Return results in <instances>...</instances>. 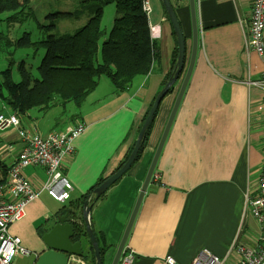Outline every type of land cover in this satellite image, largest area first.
<instances>
[{
  "label": "crops",
  "instance_id": "1",
  "mask_svg": "<svg viewBox=\"0 0 264 264\" xmlns=\"http://www.w3.org/2000/svg\"><path fill=\"white\" fill-rule=\"evenodd\" d=\"M151 2L150 33L160 52V62L151 74L135 79L121 94H115L100 78L79 108L72 103L61 106L58 120L51 116L55 108L19 115L22 128H35L44 137L77 121L86 128L74 140V153L64 170L73 187L70 200L61 204L42 193L27 206L25 217L10 226L9 232L29 253L16 255L12 264H35L36 256L45 250L38 231L48 232L56 218L68 210L70 201L85 194L100 176L111 175L135 142L136 130L170 71L175 48L161 1ZM170 2L186 40L185 67L160 104L140 159L89 212V221L92 215V226L108 247L103 264H111L114 258L188 65L189 2ZM251 3L195 0L196 58L155 166L153 174L158 178L151 179L126 240L124 248L138 254L133 264H164L162 259L167 256L175 264H188L202 250L224 264H238V247L251 246L261 233L245 199L254 191L264 155V91L247 83L258 81L264 70V57L259 58L248 46ZM2 107L4 113H13ZM48 120H55L52 128L42 131L40 122ZM17 140L13 130L0 132L4 166L12 162L13 154L3 153V148L12 145L15 153ZM23 175L35 187L45 180L38 167L26 169ZM76 222L82 223L78 218ZM80 243L82 250L87 249Z\"/></svg>",
  "mask_w": 264,
  "mask_h": 264
},
{
  "label": "trees",
  "instance_id": "2",
  "mask_svg": "<svg viewBox=\"0 0 264 264\" xmlns=\"http://www.w3.org/2000/svg\"><path fill=\"white\" fill-rule=\"evenodd\" d=\"M32 1L0 0V23L5 20L26 21L30 14H25V11ZM143 1L82 0L81 10H78L77 13L85 11L88 19L82 27L72 34L53 33V24L46 27L48 35L42 41L31 42L29 34H23V37L14 43L15 47L21 49L33 47L36 50L44 51L43 58L36 69L39 79H33L31 71L23 64L18 65L20 76L18 83L12 80L10 68L1 71L0 102L2 105L9 108L11 112L19 114H25L32 109H41L43 111L51 109L56 99L59 100L62 107L72 103L76 108H79L87 97L95 91L99 79L102 77H106L109 80L115 94L127 92L132 87L135 79H141L151 74L153 67L160 62L158 44L151 38L150 33L149 20L151 15L148 18L144 13ZM108 5L114 6L115 18L107 39L99 47L98 43L102 36L101 21L104 8ZM162 9L168 20L163 6ZM5 13L11 14L9 18H2ZM21 16H23V19H18ZM172 37L175 48L172 53L170 71L163 77L156 95L145 112L141 125L156 96L165 87L175 69L177 43L173 31ZM171 92L170 90L168 94ZM157 114L158 110L146 130L135 163L140 159L147 145ZM141 125L136 130V136ZM133 145L134 143L129 147L116 170L127 160ZM104 180L105 177L100 176L85 194L68 203V210L71 213L70 219L77 220L78 218L82 221V211L85 203L93 212L97 204L104 200L106 193L98 199L93 196L95 189ZM90 227L94 233L100 257L103 260L108 247L104 245L102 236L94 230L92 215ZM73 229L75 241H82L87 246L83 256L84 262L86 264H95L86 231L74 224ZM38 234L42 236L43 231H38Z\"/></svg>",
  "mask_w": 264,
  "mask_h": 264
},
{
  "label": "built area",
  "instance_id": "3",
  "mask_svg": "<svg viewBox=\"0 0 264 264\" xmlns=\"http://www.w3.org/2000/svg\"><path fill=\"white\" fill-rule=\"evenodd\" d=\"M143 11L150 17L152 8L148 0L143 1ZM248 46L258 55L264 57V0H252L250 20L248 24ZM155 41V40H154ZM264 90V70L258 81L250 83ZM19 113H0V132L13 130L18 138L19 149L13 153V146L7 144L3 153L13 154L12 162L3 165L0 155V264H12L18 254L29 252L21 245L19 239L13 237L10 226L21 221L26 215L27 206L37 200L42 193L58 203L64 204L71 198L73 187L65 176L66 162L74 153L73 142L85 130L83 122L77 121L58 133L41 136L35 128H22ZM41 168L45 180L38 187L31 185L24 177L23 171L28 168ZM153 174L151 179H157ZM254 191L245 195L246 203L251 207V216L260 228V235L251 246H240L238 264H264V155L258 176L254 182ZM252 195V196H251ZM80 228L84 224H77ZM138 254L124 248L118 264H133ZM164 264H175L167 256ZM188 264H224V261L202 250Z\"/></svg>",
  "mask_w": 264,
  "mask_h": 264
},
{
  "label": "water",
  "instance_id": "4",
  "mask_svg": "<svg viewBox=\"0 0 264 264\" xmlns=\"http://www.w3.org/2000/svg\"><path fill=\"white\" fill-rule=\"evenodd\" d=\"M161 4L164 8V11L168 17L169 23L171 25L173 34L176 38L177 43V59L175 63V69L172 73V76L169 78L165 87L158 93L156 96L149 112L143 121L136 140L134 142L131 153L129 154L127 160L123 163V165L115 170L111 175H109L105 180L95 189L93 196L95 199H98L102 195H104L118 180H120L133 166L136 161L138 152L141 147V143L145 137V133L151 122L153 121V117L156 111L159 109L160 104L164 100L165 96L168 92L173 88V85L179 80L180 76L183 73L186 56H187V46L186 40L183 35L182 28L178 21V18L175 14V11L171 5L170 0H160ZM189 2V11H190V21H191V49L190 56L188 60V65L185 68V73L183 79L181 81L178 93L176 95L173 107L168 116L166 124L164 126L163 132L160 136L159 142L149 164L147 173L142 182V185L139 189V193L130 214L129 220L121 237V240L116 248V252L111 264H118V261L122 255L124 250L126 240L128 234L130 232L132 223L138 211V207L141 203V200L146 192L148 185L150 184V180L155 170V166L164 145L166 136L169 132V129L172 125L173 119L175 117L176 111L179 107L180 101L186 89L190 74L192 72V68L194 65V61L196 58L197 52V43H198V24L196 20V10H195V0H188ZM89 212L90 207L85 203L82 211V223L84 224V229L88 236V241L90 243L93 257L95 260V264H103V260L100 257L99 248L94 236V233L90 227L89 221ZM71 213L70 210H66L63 216H59L56 218L52 228L48 232H44L41 236L42 242L45 245V250L39 253L36 256L35 264H83L84 263V253L81 249V243L79 241H75V232L73 229V224L76 225V220L69 219ZM74 241V242H73ZM105 257V256H104Z\"/></svg>",
  "mask_w": 264,
  "mask_h": 264
},
{
  "label": "rangeland",
  "instance_id": "5",
  "mask_svg": "<svg viewBox=\"0 0 264 264\" xmlns=\"http://www.w3.org/2000/svg\"><path fill=\"white\" fill-rule=\"evenodd\" d=\"M148 1L150 6H152L151 0ZM81 2L82 0H33L25 11V14H30L26 21L17 22L15 20H5L0 23V72L10 68L12 80L18 83L20 81L18 65L20 62H24L25 67L31 71L32 78L39 79L36 69L43 58L44 51L40 49L36 50L33 47L25 49L17 48L14 43L22 38L25 33L29 34L31 42L44 40L48 35L46 27L51 24L54 26L53 33L72 34L82 27L88 19V15L85 11L77 13L78 10H81ZM10 15L9 13L3 14V19L9 18ZM22 17L23 16L18 17V19ZM114 18V6H106L101 21L102 36L98 43L99 47H101L102 43L107 39ZM102 80L110 88L111 84L109 80L106 77H102ZM254 82L256 81L250 80L247 83L250 85V83ZM102 91L100 93H102ZM2 106L4 105L0 102V113L6 114ZM52 108L55 109L53 110L54 114L51 116H55L58 120L60 118L58 113L61 111V105L58 99L54 101ZM54 121L55 120H48L46 123L40 122V129L42 131L51 129V125Z\"/></svg>",
  "mask_w": 264,
  "mask_h": 264
},
{
  "label": "bare ground",
  "instance_id": "6",
  "mask_svg": "<svg viewBox=\"0 0 264 264\" xmlns=\"http://www.w3.org/2000/svg\"><path fill=\"white\" fill-rule=\"evenodd\" d=\"M85 250H87V249H83V250H82V252L84 253V252H85Z\"/></svg>",
  "mask_w": 264,
  "mask_h": 264
},
{
  "label": "clouds",
  "instance_id": "7",
  "mask_svg": "<svg viewBox=\"0 0 264 264\" xmlns=\"http://www.w3.org/2000/svg\"><path fill=\"white\" fill-rule=\"evenodd\" d=\"M151 181V180H150ZM77 226V225H76ZM85 230V229H84Z\"/></svg>",
  "mask_w": 264,
  "mask_h": 264
},
{
  "label": "flooded vegetation",
  "instance_id": "8",
  "mask_svg": "<svg viewBox=\"0 0 264 264\" xmlns=\"http://www.w3.org/2000/svg\"><path fill=\"white\" fill-rule=\"evenodd\" d=\"M156 41V40H155Z\"/></svg>",
  "mask_w": 264,
  "mask_h": 264
}]
</instances>
